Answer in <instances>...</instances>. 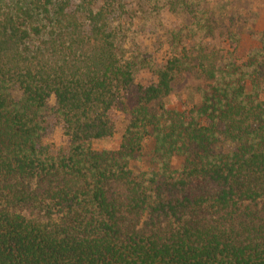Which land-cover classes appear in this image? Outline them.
Masks as SVG:
<instances>
[{
  "label": "trees",
  "instance_id": "trees-1",
  "mask_svg": "<svg viewBox=\"0 0 264 264\" xmlns=\"http://www.w3.org/2000/svg\"><path fill=\"white\" fill-rule=\"evenodd\" d=\"M169 2L193 22L149 46L162 0L140 18L118 0H0V264H264V32L239 59L202 0ZM182 73L198 100L172 109Z\"/></svg>",
  "mask_w": 264,
  "mask_h": 264
},
{
  "label": "rangeland",
  "instance_id": "rangeland-1",
  "mask_svg": "<svg viewBox=\"0 0 264 264\" xmlns=\"http://www.w3.org/2000/svg\"><path fill=\"white\" fill-rule=\"evenodd\" d=\"M118 1L125 4V10L136 12L137 18L141 16V9H151V5H147L149 0ZM167 1H170L169 3H179L182 1L189 3L190 0H162L161 4L163 7L161 11H159V15L151 13L153 16L148 20H144V29L146 32H149L139 37V41L144 43V45H152L154 40L158 39V37L166 38L167 32L178 30L179 28L186 29L191 26L193 22L191 15L184 12V10L179 7V9L176 10L177 16H175L174 13L169 11ZM202 1V10L207 13L213 29L212 44L220 48H228L231 50L230 46H233V43H235L238 48L235 56L239 59H243L251 48L258 45V34L264 32V0ZM148 14H150V12H148ZM141 26L142 23L140 24L134 21L131 29L139 31ZM230 36H235V38H232L231 41ZM164 40L162 39V42ZM200 87V82L193 77V75L182 73L178 76V80L173 85V93L168 105L172 109L177 110L183 109L184 106H191V104L198 100ZM13 95L17 97L18 94L13 92ZM48 105L50 115L46 129L42 135V143L49 148L51 153L56 154L58 151L66 149L68 143L66 137L63 135L61 127L55 122L54 110L52 109L54 106L53 101H50ZM119 143V135H116L109 140L94 144L93 149L97 152L116 151ZM181 165L182 160L180 158H175L173 160V167L175 169H178ZM132 166L135 170L146 168V166L142 164H133Z\"/></svg>",
  "mask_w": 264,
  "mask_h": 264
}]
</instances>
